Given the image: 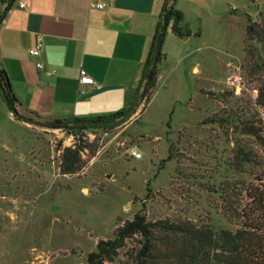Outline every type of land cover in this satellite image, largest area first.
<instances>
[{
    "label": "rangeland",
    "instance_id": "obj_1",
    "mask_svg": "<svg viewBox=\"0 0 264 264\" xmlns=\"http://www.w3.org/2000/svg\"><path fill=\"white\" fill-rule=\"evenodd\" d=\"M233 5L238 7V21L235 28L226 23L225 46L203 44L214 40L196 36V31L180 38L196 42L202 81L196 82L186 64L172 67L170 78L162 80L153 95L140 99L128 118L120 117L118 126L85 130L82 139L95 150L82 152L84 167L77 175H64L59 168L61 153L75 144L74 136L40 121L22 120L29 124L25 129L12 120L0 94V264H87L98 240L112 238L118 219H130L140 210L149 220L190 218L200 223L210 217L218 229L236 227L226 219L219 194L208 186L250 183L263 171L259 166H252L249 174L231 170L227 163L234 142L220 119L241 105L264 126V113L255 102L264 70L245 67L242 25L245 14L257 19L264 0H235ZM233 73L245 81L240 94L228 83ZM215 83L218 90L205 93L208 102L194 103L187 112L192 118L182 121L191 91ZM245 141L256 147L252 138Z\"/></svg>",
    "mask_w": 264,
    "mask_h": 264
},
{
    "label": "crops",
    "instance_id": "obj_2",
    "mask_svg": "<svg viewBox=\"0 0 264 264\" xmlns=\"http://www.w3.org/2000/svg\"><path fill=\"white\" fill-rule=\"evenodd\" d=\"M168 1L0 0V67L19 102L20 115L40 123L90 119L133 104L142 87L146 61ZM19 2H24L25 7L20 8ZM97 3L105 4V8H97ZM234 3L235 0L170 2L181 11L185 24L193 32L214 40L203 44L216 48L226 45V23L228 28H235L238 21V7ZM242 25L245 45L246 21ZM37 37L42 39L43 49L35 58L29 49L34 47ZM194 42L191 38L183 41L167 29L162 46L165 58L159 66L156 88L162 80L170 78V68L183 64L196 82L202 81ZM38 61L44 70L36 67ZM81 69L96 85L80 83ZM219 86L201 84L192 90L182 121L188 122L186 117L192 118V114L187 112L193 111L194 103L208 102L205 93L218 90ZM11 116L22 127L29 128L28 123Z\"/></svg>",
    "mask_w": 264,
    "mask_h": 264
},
{
    "label": "trees",
    "instance_id": "obj_3",
    "mask_svg": "<svg viewBox=\"0 0 264 264\" xmlns=\"http://www.w3.org/2000/svg\"><path fill=\"white\" fill-rule=\"evenodd\" d=\"M171 1L174 0L168 1L157 32L160 39L157 62L149 72L147 69L153 57L157 35L146 61L141 87L142 100L148 98L156 87L159 66L165 58L162 46L167 29L170 28L178 38L192 36L194 33L185 24L181 11L170 4ZM245 17V67L252 71H263L264 11L259 12L256 20L249 14H245ZM194 34L199 36V32ZM0 93L13 116L22 121L18 111L19 102L11 90L5 70L1 67ZM255 102L264 113V82L258 89ZM131 106L132 103L129 107L106 116L53 121H108L122 117ZM223 118L220 119L221 127L225 129L226 136H232L234 142L231 162L227 165L239 174H249L252 166L263 169L250 183L244 180L224 181L225 183L218 184L213 182L208 186L210 192L219 194L226 219L234 222L236 227L218 229L210 217L200 223L190 218L166 217L149 220L144 211L140 210L130 219H118L120 224L114 229L112 238L98 240L95 250L87 255V264H107L117 260L123 264H264V163H261V152L264 154L263 120L260 118L258 122L255 121L256 117L246 112L241 105L238 110ZM120 121L104 126H47L62 128L76 139L73 146L65 147L61 153V173L77 175L84 167L82 152L89 148L91 151L95 150L92 149V143L88 145L82 139L85 130L114 128ZM246 138L253 139L255 149L249 146ZM168 159H173L170 153ZM227 170L230 171L228 168Z\"/></svg>",
    "mask_w": 264,
    "mask_h": 264
},
{
    "label": "built area",
    "instance_id": "obj_4",
    "mask_svg": "<svg viewBox=\"0 0 264 264\" xmlns=\"http://www.w3.org/2000/svg\"><path fill=\"white\" fill-rule=\"evenodd\" d=\"M95 6L99 9H104L105 4L103 3H97ZM19 7L24 8L25 3L19 2ZM43 49V42L40 37H37L34 47L29 49V54L35 58H38L41 54V51ZM36 67L39 70H44V66L41 62L36 63ZM52 72H47L48 75H51ZM80 83L81 84H88V85H96L95 81L92 77H90L84 69L80 70ZM228 83L230 86L234 89V93L240 94L245 89V81L243 80V77L237 73H233L228 77ZM131 155L135 158H139L140 154L132 151Z\"/></svg>",
    "mask_w": 264,
    "mask_h": 264
},
{
    "label": "water",
    "instance_id": "obj_5",
    "mask_svg": "<svg viewBox=\"0 0 264 264\" xmlns=\"http://www.w3.org/2000/svg\"><path fill=\"white\" fill-rule=\"evenodd\" d=\"M159 44H160V39H159V33L157 34V38L155 40V44H154V51H153V57L151 60V63L147 69V72H149L153 66H155L156 62H157V57L159 54ZM142 88L140 89V91L138 92L132 106L130 107V109L122 116L123 119L128 118L133 111L135 110V108L138 106L139 101L142 97ZM22 119L28 123H32V124H37L38 122H36L34 119L29 118V117H25L22 116ZM121 118H114L112 120H108V121H88V120H80V121H61V122H56V121H51V122H43L41 124L45 125V126H67V125H75V126H82V125H87V126H104V125H113L115 123H117Z\"/></svg>",
    "mask_w": 264,
    "mask_h": 264
}]
</instances>
